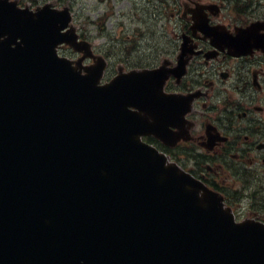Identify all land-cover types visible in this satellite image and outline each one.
Masks as SVG:
<instances>
[{
	"label": "water",
	"instance_id": "1",
	"mask_svg": "<svg viewBox=\"0 0 264 264\" xmlns=\"http://www.w3.org/2000/svg\"><path fill=\"white\" fill-rule=\"evenodd\" d=\"M69 19L0 0V264H264V224L141 140L177 119L164 69L101 83Z\"/></svg>",
	"mask_w": 264,
	"mask_h": 264
},
{
	"label": "flooded vegetation",
	"instance_id": "2",
	"mask_svg": "<svg viewBox=\"0 0 264 264\" xmlns=\"http://www.w3.org/2000/svg\"><path fill=\"white\" fill-rule=\"evenodd\" d=\"M125 2L134 13L152 12L150 19L143 16L146 25L164 18L166 55L155 62L148 51L139 56L137 46L130 54L135 65L165 61L173 68L186 61L182 78L170 76L165 86L166 92L182 93V109H188L182 139L170 147L153 135L143 138L168 152L179 148L182 168L218 192L236 220L264 222V0ZM169 12L178 17L173 28L166 22ZM170 30L172 53L165 41Z\"/></svg>",
	"mask_w": 264,
	"mask_h": 264
},
{
	"label": "rangeland",
	"instance_id": "3",
	"mask_svg": "<svg viewBox=\"0 0 264 264\" xmlns=\"http://www.w3.org/2000/svg\"><path fill=\"white\" fill-rule=\"evenodd\" d=\"M28 1L29 0H25L26 3H28ZM62 2L63 3H61V5H67L71 7L73 17L78 24H81L82 26V24L85 23V35H90V37L87 38L88 41L94 44H101L103 42L105 44V47L103 48L105 50L104 52L109 53L110 50L113 52V54L109 55L114 60L113 66L115 69L118 65H120L118 61L119 57L117 55V49L119 47L118 45L123 46L127 49L124 50L123 53L124 55H127L128 64L133 65L127 66L126 61H123L126 68H133L138 66L133 63V55H129V53H133L135 51V48L137 46L139 47V53H136L139 56H141L144 51H148L150 53L148 57L149 60H153L155 62L166 55L168 46L165 45L164 37L160 33L161 22H164L163 17H159V20L156 24H150V22H147V25L146 23L142 22V19L143 16L147 15H149L148 19L152 18L151 11L145 10L144 12L137 13L128 11L125 13V17H120L119 8L124 10L129 9V3L125 2V0H64ZM108 7H111L113 14L111 15L112 17L107 19L105 23V33L99 36L91 37V35L96 34V28L93 24L86 23L87 21H89L88 18L91 17V20L97 19L100 13H102ZM168 15H170V18ZM154 17L157 16L155 15ZM177 19V14L174 17L169 12L166 18L168 27L173 28ZM150 25L153 26L154 30L150 27ZM119 30H121V32ZM165 41L170 43L169 48L171 50V53L175 52L173 33L171 32V30L170 34H167V38ZM173 57L169 58L173 59Z\"/></svg>",
	"mask_w": 264,
	"mask_h": 264
}]
</instances>
